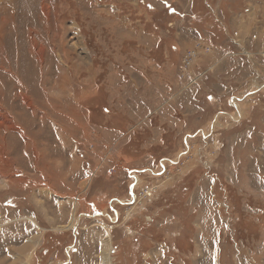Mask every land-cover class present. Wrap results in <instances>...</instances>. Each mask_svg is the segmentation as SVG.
<instances>
[{
    "label": "rangeland",
    "instance_id": "374dc122",
    "mask_svg": "<svg viewBox=\"0 0 264 264\" xmlns=\"http://www.w3.org/2000/svg\"><path fill=\"white\" fill-rule=\"evenodd\" d=\"M0 264H264V0H0Z\"/></svg>",
    "mask_w": 264,
    "mask_h": 264
},
{
    "label": "crops",
    "instance_id": "0c3cea01",
    "mask_svg": "<svg viewBox=\"0 0 264 264\" xmlns=\"http://www.w3.org/2000/svg\"><path fill=\"white\" fill-rule=\"evenodd\" d=\"M111 132V131H110ZM98 139L101 140V143L102 145H107V139L105 141V139H103L102 137H99ZM60 155H61V159L59 160V162H57V164L59 165L58 166V170L60 169L61 166H63V164H61V162L64 160L65 161V157L62 155V152H60ZM132 159H134V156H131ZM71 159L76 162V164H74L75 166V169L74 171H76L77 168L80 169V171L78 172L77 176H71V175H68L66 174V172H60L57 170V172L55 171V174L52 177L53 179V182H52V185H51V189L52 191H54L55 194H57L56 196H60V197H65L64 200L60 201L59 205H58V208H60L59 206L65 202V203H70L71 199L72 200H77V203L79 204H82L81 205V208L85 209L84 205L88 208H90V210H95V208H99V210H95L94 213H91V215L89 217H94V218H100V220H114L117 218V216L120 215V211L118 209V206L122 207L121 205V202L120 201L122 198L125 197L126 194H122L123 191L122 189H120V194L121 195L120 197L117 195V194H114V195H109V193H111L110 191V188L108 189V191L106 190V188L109 186V183L108 185H106V187H104V183L102 181L101 178L104 177V174L102 172H100V176L98 175H95L93 172H95V169L92 170V177H90V186H92L91 184H93V188H92V198H88L87 200L86 199H83V197H85L84 195L86 194H82V191H83V187L81 186V184L83 182H85V180L87 179H84V177L86 176L85 175V172H83V170H81V165L83 164L84 160L79 158L77 155L75 156L74 154L71 156ZM136 159V157H135ZM141 160H136L135 162H131L130 164H127L128 165V169L129 171L128 172H124L125 175L127 176V179L130 180L129 178H131V176L134 178L136 177L138 174H144V169L145 167L142 165L140 166L139 163L143 160L142 158H140ZM89 162V160H87ZM48 163V162H47ZM90 163V162H89ZM52 164V162H50V165ZM85 164H88L87 162H85ZM49 165V163H48ZM130 165V166H129ZM148 165V164H147ZM97 166V165H96ZM147 169V168H146ZM52 165H51V172H52ZM156 171V170H155ZM58 172L61 173V178H56V175L58 174ZM99 172V171H98ZM133 172V173H131ZM123 173H121L122 175ZM138 177V176H137ZM104 179V178H103ZM108 180L112 179V178H106ZM104 179V180H106ZM107 181V180H106ZM103 183V185H101ZM132 184H130L128 186V190H126L129 194L133 192V188L131 186ZM82 187V188H81ZM99 191V192H96ZM118 196V198H117ZM94 197V198H93ZM84 201V203H82ZM72 203V202H71ZM77 203L76 201L73 202V205L74 207L77 209ZM120 204V205H119ZM75 209V211H76ZM106 209H108V213H106ZM110 212H112V218L110 219ZM74 219H75V216H74ZM70 221V220H69ZM106 237V236H105ZM103 237V239L105 238ZM97 241H98V238H97ZM127 241V240H126ZM127 243H130V242H127ZM189 243V242H188ZM104 244V243H103Z\"/></svg>",
    "mask_w": 264,
    "mask_h": 264
},
{
    "label": "bare ground",
    "instance_id": "6f19581e",
    "mask_svg": "<svg viewBox=\"0 0 264 264\" xmlns=\"http://www.w3.org/2000/svg\"><path fill=\"white\" fill-rule=\"evenodd\" d=\"M38 52H39V51H38ZM40 56H42L41 53H38V57H39V58H41ZM105 261H106V259H105ZM106 262H107V261H106Z\"/></svg>",
    "mask_w": 264,
    "mask_h": 264
},
{
    "label": "trees",
    "instance_id": "16d2710c",
    "mask_svg": "<svg viewBox=\"0 0 264 264\" xmlns=\"http://www.w3.org/2000/svg\"><path fill=\"white\" fill-rule=\"evenodd\" d=\"M127 246H130V245H127V244H125V245H124L125 249H128V247H127Z\"/></svg>",
    "mask_w": 264,
    "mask_h": 264
}]
</instances>
